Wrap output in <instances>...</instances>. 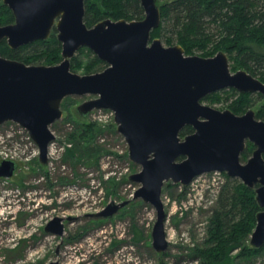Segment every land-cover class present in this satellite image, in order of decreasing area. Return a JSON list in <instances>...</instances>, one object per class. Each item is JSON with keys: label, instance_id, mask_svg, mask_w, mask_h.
I'll return each mask as SVG.
<instances>
[{"label": "water", "instance_id": "water-1", "mask_svg": "<svg viewBox=\"0 0 264 264\" xmlns=\"http://www.w3.org/2000/svg\"><path fill=\"white\" fill-rule=\"evenodd\" d=\"M2 3L14 21L0 24V41L17 48L47 39L54 28L61 43V61L52 65L26 64L0 54V125L12 121L25 128L38 147L42 165L49 162L48 147L55 138L50 125L62 117L63 99L92 95L76 110L84 117L94 109L113 112L130 160L141 167L129 176L140 184L134 198L156 211L151 238L158 254L169 246L161 198L164 183L188 185L213 171L239 178L254 190L261 210L248 241L253 248L264 245V121L251 108L238 115L202 103L204 97L223 89L264 97V82L245 69L232 72L224 51L210 57L186 55L180 44L164 46L160 38L151 40V31L161 20L157 0H140L142 19H103L90 27L83 19L85 0ZM81 47L90 49L106 67L89 74L72 71L70 59ZM185 126L193 131L181 136ZM246 139L256 148L242 163ZM16 167L13 160L3 159L0 177H11ZM125 204L112 201L95 216L111 218ZM63 230L58 216L45 226L46 232L56 235Z\"/></svg>", "mask_w": 264, "mask_h": 264}, {"label": "rangeland", "instance_id": "rangeland-1", "mask_svg": "<svg viewBox=\"0 0 264 264\" xmlns=\"http://www.w3.org/2000/svg\"><path fill=\"white\" fill-rule=\"evenodd\" d=\"M174 44L175 40L170 45ZM229 62L232 72L242 69ZM41 64L46 65L34 63ZM207 96L202 103L230 110V89ZM92 97L63 99L62 117L50 125L55 138L49 145L47 165L39 162L38 147L25 128L12 121L0 125V163L10 159L17 165L11 177H0V264H198L192 249L204 240L224 176L203 173L188 185L164 183L161 198L169 246L158 254L151 238L156 211L141 198H134L140 184L129 176L141 167L130 160L112 111L94 109L82 117L76 110ZM254 102L250 108L257 110L264 97L254 96ZM79 122L96 126L98 148L76 147L70 133ZM86 148L89 150L83 154ZM112 201L126 204L111 218L95 216ZM56 216L64 224L62 235L45 231ZM236 254H232L231 264H264V250L249 259Z\"/></svg>", "mask_w": 264, "mask_h": 264}, {"label": "trees", "instance_id": "trees-1", "mask_svg": "<svg viewBox=\"0 0 264 264\" xmlns=\"http://www.w3.org/2000/svg\"><path fill=\"white\" fill-rule=\"evenodd\" d=\"M158 1L161 20L159 26L151 31V40L162 37L167 45L175 40L185 54L199 52L203 57L224 51L229 61L235 63L233 66L245 69L264 82V0ZM84 9L83 19L89 27L103 19L130 21L144 17L140 0H85ZM13 21L11 10L0 0V24ZM0 54L26 64L42 62L52 65L61 61V43L53 28L47 39L17 48L9 47L2 40ZM105 67L106 63L87 47H81L70 59V68L74 72L83 69L84 74H89ZM230 96V110L235 114H242L251 107L255 103L254 96L261 97L259 94L238 93L233 89H230ZM256 115L264 120V104L257 108ZM192 130L190 126H185L180 135L189 134ZM96 135V126L87 122L77 123L70 133L76 147L88 148H98L95 145ZM88 148L82 149L83 154ZM251 150L248 145L241 158L246 159ZM223 176L225 180L210 209L204 240L192 249L193 257L199 259L198 264H231L234 252H237V257L249 259L264 250V245L253 248L248 241L256 224V214L261 210L254 190L238 178L225 173Z\"/></svg>", "mask_w": 264, "mask_h": 264}, {"label": "flooded vegetation", "instance_id": "flooded-vegetation-1", "mask_svg": "<svg viewBox=\"0 0 264 264\" xmlns=\"http://www.w3.org/2000/svg\"><path fill=\"white\" fill-rule=\"evenodd\" d=\"M234 90V89H233ZM236 91V90H235ZM239 93V92H238ZM250 94H259L260 96H262L260 93H250ZM263 97V96H262ZM248 109H250V107L249 108H247L246 109V111L248 110ZM252 109V108H251ZM254 110V109H253ZM245 111V112H246ZM233 112V111H232ZM244 112V113H245ZM254 112H255V117L256 118H258L257 117V115H256V110H254ZM234 113V112H233ZM243 114V113H242ZM238 115H241V114H238ZM258 119H260V118H258ZM260 120H262V119H260ZM264 121V120H263ZM191 127V126H190ZM192 128V127H191ZM193 129V128H192ZM193 131V130H192ZM192 133V132H191ZM187 135V134H186ZM248 145H250L251 147H252V150L249 152V154H248V156H247V158L246 159H242L241 158V155H242V153L245 151V149H246V147H248ZM255 148H256V146L254 145V143L253 142H251V141H249L248 139H246L245 140V147H244V149H243V151L241 152V154H240V161L242 162V163H245L251 156H252V154H253V151L255 150ZM262 157L264 158V152L262 153ZM236 178V177H235ZM239 179V178H238Z\"/></svg>", "mask_w": 264, "mask_h": 264}, {"label": "built area", "instance_id": "built-area-1", "mask_svg": "<svg viewBox=\"0 0 264 264\" xmlns=\"http://www.w3.org/2000/svg\"><path fill=\"white\" fill-rule=\"evenodd\" d=\"M213 174H217V175H220L221 173L220 172H217V171H214L212 172Z\"/></svg>", "mask_w": 264, "mask_h": 264}]
</instances>
